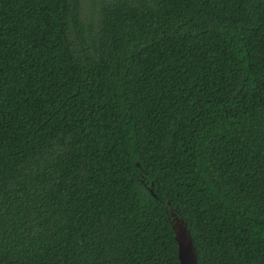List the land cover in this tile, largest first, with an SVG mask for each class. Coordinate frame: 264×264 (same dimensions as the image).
<instances>
[{"label": "trees", "instance_id": "1", "mask_svg": "<svg viewBox=\"0 0 264 264\" xmlns=\"http://www.w3.org/2000/svg\"><path fill=\"white\" fill-rule=\"evenodd\" d=\"M166 201L264 264V0H0V264H178Z\"/></svg>", "mask_w": 264, "mask_h": 264}, {"label": "water", "instance_id": "2", "mask_svg": "<svg viewBox=\"0 0 264 264\" xmlns=\"http://www.w3.org/2000/svg\"><path fill=\"white\" fill-rule=\"evenodd\" d=\"M149 192L152 193V184H150ZM166 206H168L171 230L176 243L178 264H197L194 246L186 224L177 215L176 209L169 206L168 201H166Z\"/></svg>", "mask_w": 264, "mask_h": 264}]
</instances>
